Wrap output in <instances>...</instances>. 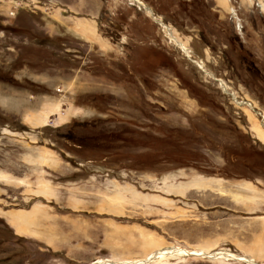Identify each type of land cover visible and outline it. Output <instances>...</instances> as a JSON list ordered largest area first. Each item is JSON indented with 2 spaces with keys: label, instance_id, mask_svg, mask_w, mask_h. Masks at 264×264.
Masks as SVG:
<instances>
[{
  "label": "rangeland",
  "instance_id": "374dc122",
  "mask_svg": "<svg viewBox=\"0 0 264 264\" xmlns=\"http://www.w3.org/2000/svg\"><path fill=\"white\" fill-rule=\"evenodd\" d=\"M140 1L0 0V264H264V0Z\"/></svg>",
  "mask_w": 264,
  "mask_h": 264
},
{
  "label": "bare ground",
  "instance_id": "6f19581e",
  "mask_svg": "<svg viewBox=\"0 0 264 264\" xmlns=\"http://www.w3.org/2000/svg\"><path fill=\"white\" fill-rule=\"evenodd\" d=\"M132 1V0H131ZM134 1V3H136V4H138L140 7H142V8H144V10L147 12V13H149L150 14V17H152V19L154 20V22L155 23H157V22H159L158 23V25H160L161 27H162V29H163V31H164V33L170 38V39H175L174 38V36L172 35V30H169L168 29V26L167 25H164L161 21H159V20H156L155 19V17H154V15L152 14V12H151V9H149L143 2H141L140 0H133ZM175 42L177 43V46H179L180 48H181V50L183 51V53L185 54V56L186 57H188V55H187V52L188 51H186L187 49H186V47H184V45H182V44H178L179 42H178V40H175ZM194 63H196L197 64V66L199 67V68H201V66H200V64H202V63H198V62H196V61H193ZM203 66L204 65H202V69H203V71H205L206 72V70H204V68H203ZM207 74V73H206ZM209 75V74H208ZM217 82L219 83V85H220V87H221V89H222V91H224V92H226L227 93V95L228 96H230L233 100L235 99L234 97V95L232 94V93H230V92H228V90H226L225 88H222V85H223V83L221 82V81H219V80H217ZM225 93V94H226ZM235 101V100H234ZM245 103H247V102H245ZM240 103H238V105H239ZM248 104V103H247ZM239 106H242V105H239ZM248 107H250L249 106V104H248ZM260 135V134H259ZM263 140H264V138H262ZM189 255V253L188 252H186V251H184V250H182L181 248H163V249H161V250H159V251H156V252H154L153 254H151L150 256H148V258H146L145 260H142V261H140L139 263H141V264H143V263H145V262H154V261H158V260H162V259H164V258H166V257H172V256H180V255ZM197 254V253H196ZM214 254H217V255H221L222 257L220 258V259H227V260H231V259H235V260H239V261H246V262H248V263H251L252 261L250 260V259H247L246 257H243V256H237V255H234L233 253H231V252H229L228 250H223V251H217V252H215ZM192 255H195V253H193ZM203 255H204V253H203ZM138 263V264H139ZM98 264H101V262H98ZM253 264V263H252Z\"/></svg>",
  "mask_w": 264,
  "mask_h": 264
},
{
  "label": "water",
  "instance_id": "95a60500",
  "mask_svg": "<svg viewBox=\"0 0 264 264\" xmlns=\"http://www.w3.org/2000/svg\"><path fill=\"white\" fill-rule=\"evenodd\" d=\"M142 10L145 11L144 8H142ZM158 23H159V22H157V24H158ZM223 92H224V91H223ZM224 93H226V92H224ZM226 94H227V93H226ZM239 105H246V106H248V104L245 103V102H241ZM254 113H256V112H254ZM261 120H262V119L260 118V121H261ZM261 126L264 127V124L261 123Z\"/></svg>",
  "mask_w": 264,
  "mask_h": 264
},
{
  "label": "built area",
  "instance_id": "2783aa9c",
  "mask_svg": "<svg viewBox=\"0 0 264 264\" xmlns=\"http://www.w3.org/2000/svg\"><path fill=\"white\" fill-rule=\"evenodd\" d=\"M192 60H195V61H197L196 59H194V58H192Z\"/></svg>",
  "mask_w": 264,
  "mask_h": 264
}]
</instances>
